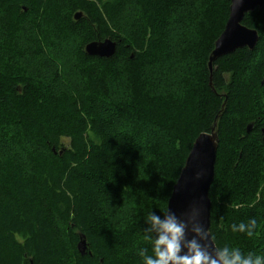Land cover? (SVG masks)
<instances>
[{"label":"trees","instance_id":"trees-1","mask_svg":"<svg viewBox=\"0 0 264 264\" xmlns=\"http://www.w3.org/2000/svg\"><path fill=\"white\" fill-rule=\"evenodd\" d=\"M229 4L0 0V264H141L145 214L166 209L195 137L216 115L211 238L264 252V5L242 19L258 33L255 47L216 59L209 84L208 55ZM126 9L129 31L120 26ZM184 30L194 40L178 50L173 90L144 87V62ZM105 38L116 41L111 57L85 53ZM116 79L123 89L111 95ZM249 219L252 237L231 230Z\"/></svg>","mask_w":264,"mask_h":264},{"label":"water","instance_id":"water-1","mask_svg":"<svg viewBox=\"0 0 264 264\" xmlns=\"http://www.w3.org/2000/svg\"><path fill=\"white\" fill-rule=\"evenodd\" d=\"M264 0H230L229 14L223 30L213 43V48L208 55L207 67L210 75L213 62L219 57L230 54L236 49L246 47L252 50L257 41L258 33L255 29L242 24V19L246 13L252 12L256 8H261ZM81 17L80 12L74 14V19ZM116 50V41L105 38L103 40H93L85 44L84 51L89 56L111 57ZM216 115L212 126L208 132L199 133L185 158L179 175L172 186L166 209L176 213L180 218L191 206L199 208V221L207 230L209 251L216 247L211 238L210 210L211 201L209 198V188L214 178V166L218 147V136L216 132ZM253 124L246 126V131L252 129ZM261 140L264 143V126L260 129ZM198 174V178H196ZM191 233H189V236ZM77 249L80 254L85 253L86 243L83 236H79Z\"/></svg>","mask_w":264,"mask_h":264},{"label":"clouds","instance_id":"clouds-1","mask_svg":"<svg viewBox=\"0 0 264 264\" xmlns=\"http://www.w3.org/2000/svg\"><path fill=\"white\" fill-rule=\"evenodd\" d=\"M198 217L196 206H191L184 218L168 209L147 212L141 231L150 248L138 250L141 264H264V252L245 254L228 245L209 251L203 243L208 241L207 230ZM256 226V220L249 219L247 223L233 224L231 230L252 237Z\"/></svg>","mask_w":264,"mask_h":264},{"label":"rangeland","instance_id":"rangeland-1","mask_svg":"<svg viewBox=\"0 0 264 264\" xmlns=\"http://www.w3.org/2000/svg\"><path fill=\"white\" fill-rule=\"evenodd\" d=\"M188 7L189 6H187V8ZM187 8H186V10H187ZM123 10H124V8H123ZM133 14H134L133 9H126L120 15V20L122 19L120 22V24H121L120 26H121V29L123 31H129L130 30V19L132 20ZM184 15H185L184 13L183 14L174 13L172 15V19H173V21L175 19H178V18L184 19ZM166 27L168 28L167 30L172 31L175 27H178V26H176L175 24L173 25L172 22H169V24H167ZM168 34L170 36H167L166 39L164 40V43H163L165 47H164V49L160 50V52L158 53L159 55L155 59V61L149 60L150 62L149 61L144 62V68H145V72H144V74H145V76H144L145 85H144V87L149 88L151 91L153 90V91L158 92V93L160 91L161 92L164 91L167 87L170 88L167 90H169V91L173 90V88H174L173 85L175 83V80L178 77V76H176V67L178 68V64H180L179 61H175V60L179 59L178 58L179 57L178 56V50H180V48L183 47V45L186 44V42H190V41L194 40L193 33L192 32L187 33L186 30H184V32L182 33V35H180V37H178V39L176 38V36L173 38V36H174L173 32H169ZM28 35H29V32H28ZM26 38H27L26 33L22 34L21 42L24 43V41H26ZM184 38L186 41H184ZM60 46H62V45H60ZM57 47H59V46L57 45ZM69 47L71 50H73V52L76 51L74 49L75 47L73 45H69ZM169 56H171V58H169ZM159 61H160V63H158ZM66 62H67V59L62 60L60 63L58 62L57 65L55 63L51 62V63H49V65L52 68L49 70L51 71L54 67H56L58 65H65ZM37 69H39L38 66L35 67V70H37ZM51 75H52V72H51ZM61 75H62V73H61ZM122 76H123V70L121 71V77ZM74 79H76L75 76L73 78L72 77L69 78V80H71V82ZM120 82H121V80H119V79H116L114 81L110 80L108 87L111 90L110 91L111 95H114L115 90L117 88H119V89H117L116 94L119 93L120 90L122 92L123 88L121 87ZM60 87L64 88V83L60 84ZM119 97H121V95ZM111 220H112V223L117 222V221H115L116 220L115 217H113ZM119 223H121V222H119ZM119 223H117V224H119Z\"/></svg>","mask_w":264,"mask_h":264}]
</instances>
